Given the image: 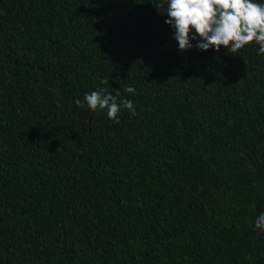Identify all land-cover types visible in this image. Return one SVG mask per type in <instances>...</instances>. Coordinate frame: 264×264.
Returning <instances> with one entry per match:
<instances>
[{
    "label": "trees",
    "instance_id": "obj_1",
    "mask_svg": "<svg viewBox=\"0 0 264 264\" xmlns=\"http://www.w3.org/2000/svg\"><path fill=\"white\" fill-rule=\"evenodd\" d=\"M165 18L0 0V264H264V56L180 51ZM98 87L135 115L74 103Z\"/></svg>",
    "mask_w": 264,
    "mask_h": 264
},
{
    "label": "clouds",
    "instance_id": "obj_2",
    "mask_svg": "<svg viewBox=\"0 0 264 264\" xmlns=\"http://www.w3.org/2000/svg\"><path fill=\"white\" fill-rule=\"evenodd\" d=\"M164 23L180 51L193 47L217 51L223 46L232 53L255 44L256 54L264 56V0H166ZM125 91L135 94L132 86H126ZM74 103L89 111H103L111 120H116L122 109L135 115L131 99L117 103L116 96L104 87L86 92L83 100L76 98ZM253 227L264 232V211L258 212Z\"/></svg>",
    "mask_w": 264,
    "mask_h": 264
}]
</instances>
